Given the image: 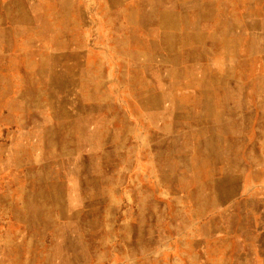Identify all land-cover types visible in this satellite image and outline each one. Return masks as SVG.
Wrapping results in <instances>:
<instances>
[{
	"label": "rangeland",
	"instance_id": "1",
	"mask_svg": "<svg viewBox=\"0 0 264 264\" xmlns=\"http://www.w3.org/2000/svg\"><path fill=\"white\" fill-rule=\"evenodd\" d=\"M241 3L0 0V264H264Z\"/></svg>",
	"mask_w": 264,
	"mask_h": 264
},
{
	"label": "crops",
	"instance_id": "2",
	"mask_svg": "<svg viewBox=\"0 0 264 264\" xmlns=\"http://www.w3.org/2000/svg\"><path fill=\"white\" fill-rule=\"evenodd\" d=\"M239 1V4L241 5L242 3V0H238ZM247 3V2H246ZM227 4V3H226ZM231 4V3H230ZM234 4V3H233ZM264 17L262 16V15H260V14H253V19L254 20H256V21H258V20H260V19H263ZM229 20H230V17L228 18ZM247 19L248 18H245V20L247 21ZM242 20H243V18H242ZM248 20H250V19H248ZM234 21V20H233ZM231 22V21H230ZM178 33V32H177ZM238 35H247V32H246V30H245V32L243 31V28H242V30L238 33ZM260 35H262V33H260ZM178 36H181L179 33H178ZM157 111V110H156ZM259 193H260V191L258 192V194H256V198H258L259 197ZM260 195H263V194H260ZM256 201H257V199H256ZM241 206H239V208H240ZM262 208H263V206H261ZM261 208V209H262ZM240 212H242V211H240ZM258 213H264V208H263V210H259V211H257ZM256 212V213H257ZM241 236V235H240Z\"/></svg>",
	"mask_w": 264,
	"mask_h": 264
}]
</instances>
